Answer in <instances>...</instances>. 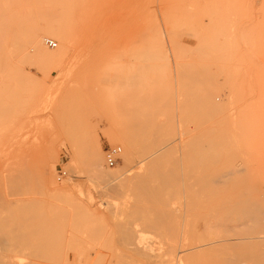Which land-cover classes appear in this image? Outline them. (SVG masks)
Returning <instances> with one entry per match:
<instances>
[{
    "label": "rangeland",
    "instance_id": "1",
    "mask_svg": "<svg viewBox=\"0 0 264 264\" xmlns=\"http://www.w3.org/2000/svg\"><path fill=\"white\" fill-rule=\"evenodd\" d=\"M0 264H264V0H0Z\"/></svg>",
    "mask_w": 264,
    "mask_h": 264
},
{
    "label": "bare ground",
    "instance_id": "2",
    "mask_svg": "<svg viewBox=\"0 0 264 264\" xmlns=\"http://www.w3.org/2000/svg\"><path fill=\"white\" fill-rule=\"evenodd\" d=\"M131 18V17H130ZM125 24V23H124ZM52 34H55V36L58 38V40L60 41V47H61V49L58 51V52H56V54H60V53H62L63 51V49H64V46H65V44H67L69 41L66 39L67 38V36H66V32L63 30V29H61L60 27H53L52 28ZM178 34V33H177ZM31 39V41H30V43H32V47H34V48H38V46H40V41H41V38L37 35V34H35V33H33L32 35H31V37H30ZM171 40V39H170ZM176 41H174V43H175ZM177 43V42H176ZM179 44V43H178ZM85 45V44H84ZM93 47V46H92ZM89 48H91V47H89ZM87 49H88V47H87ZM89 51V50H88ZM86 53H88V52H86ZM88 55H89V53H88ZM84 56V55H83ZM77 57H79V56H77ZM77 59V58H76ZM81 60H82V58H81ZM77 61V60H76ZM201 68V67H200ZM204 71H205V69H203ZM80 74H82V73H80ZM199 74V73H198ZM206 74V73H205ZM205 74H204V76H205ZM189 75V74H188ZM67 76H69V75H67ZM83 76V75H82ZM82 76L80 77V78H82ZM85 76H86V74H85ZM204 76H203V78H204ZM78 77V76H77ZM87 77V76H86ZM64 79V78H63ZM79 79V78H78ZM85 80V79H84ZM199 81V80H198ZM90 83V82H89ZM216 83V82H215ZM191 94V93H190ZM167 102V101H166ZM168 103V102H167ZM168 105H170V104H168ZM200 109V108H199ZM201 113V112H200ZM203 113V112H202ZM205 113V112H204ZM157 116V115H156ZM202 118V117H201ZM207 119H208V117H207ZM208 123V122H207ZM193 130V129H192ZM212 131H210V133H211ZM180 137V136H179ZM200 137V136H199ZM196 138V137H195ZM193 139V138H192ZM200 139V138H199ZM201 140V139H200ZM202 141V140H201ZM204 141V140H203ZM212 141V140H211ZM200 143V142H199ZM198 143V144H199ZM204 143H207V142H204ZM194 145V144H193ZM195 145H196V143H195ZM204 145V144H203ZM200 146V145H199ZM198 146V147H199ZM186 147V146H185ZM196 147H197V145H196ZM201 147V146H200ZM210 147V146H209ZM212 147V146H211ZM192 148H193V146H192ZM206 148V147H205ZM204 148V149H205ZM202 149V148H201ZM210 149V148H209ZM162 151V150H161ZM160 151V149H158L157 151H155L156 152V155L159 153V152H161ZM167 151V150H166ZM196 151V150H195ZM194 151V152H195ZM202 151V150H201ZM91 152V151H90ZM151 152V151H150ZM158 152V153H157ZM163 152V151H162ZM161 152V153H162ZM203 152V151H202ZM205 152V151H204ZM152 153V152H151ZM208 153V152H207ZM147 154V153H146ZM149 154V153H148ZM154 154V153H153ZM152 154V155H153ZM128 155V154H127ZM151 155V156H152ZM156 155H153V156H156ZM195 155V154H194ZM202 155V154H201ZM144 156H145V154H144ZM144 156H142V157H144ZM146 157V156H145ZM150 157V156H149ZM140 159H142L141 157H139ZM147 159V158H146ZM146 159H144V160H146ZM143 160V159H142ZM143 160V161H144ZM195 162V161H194ZM194 162H192V164L194 163ZM195 164V163H194ZM201 164V163H200ZM96 167H97V169H98V171H100L101 173H102V175H103V173L104 174H106V176H107V174L108 175H110V173H112L114 170L113 169H115V168H108L107 166H106V164H104V161L102 160V157L100 158V157H96ZM117 168V167H116ZM119 169V168H118ZM190 169V168H189ZM188 169V170H189ZM203 169V168H202ZM205 169V168H204ZM203 169V170H204ZM113 170V171H112ZM115 171H116V169H115ZM190 171V170H189ZM206 171V170H205ZM185 172V171H184ZM197 172V171H196ZM201 172V171H200ZM204 172V171H203ZM115 173V172H114ZM117 173V172H116ZM115 173V174H116ZM119 173H120V171H119ZM193 173H195V172H193ZM185 174V173H184ZM190 174V173H189ZM188 174V175H189ZM202 174V173H201ZM206 175H208V174H206ZM206 175H204V176H206ZM203 175H201V177H202ZM213 179V178H212ZM186 180V179H185ZM203 179H201V181H202ZM187 181V180H186ZM196 181V180H195ZM214 181V180H213ZM216 181V180H215ZM208 182V181H207ZM204 183H206V182H204ZM201 184H203V183H201ZM216 184V183H215ZM187 186V185H186ZM205 186V185H204ZM201 187V186H200ZM203 195V194H202ZM257 214V213H256ZM206 215V214H205ZM209 215V214H208ZM206 217V216H205ZM214 217H216V216H214ZM209 219V218H208ZM208 219H206V220H208ZM210 220V219H209ZM253 220V219H252ZM205 220H203V222H204ZM208 222V221H207ZM215 222V221H214ZM205 223V222H204ZM214 226H216V223H214L213 224ZM255 225V224H254ZM204 226H205V224H204ZM203 228V227H202ZM208 229H209V226H208ZM212 231V230H211ZM210 232V231H209ZM204 233V232H203ZM207 233V232H206ZM214 234H216V233H214ZM137 236V235H136ZM215 237H216V235H215ZM204 238H206V237H204ZM211 238V237H210ZM209 238V239H210ZM134 239V238H133ZM134 240L136 241V243H134ZM133 240V242L132 243H134V245L136 246H139V245H141L143 248H144V250H146L145 252H147V250L149 251V250H152V240H151V238L150 237H148V236H143V234L142 235H139V236H137V238L136 239H134ZM211 240H212V238H211ZM132 241V240H131ZM130 241V242H131ZM128 242V241H127ZM129 243V242H128ZM127 243V244H128ZM211 244V243H210ZM129 245V244H128ZM133 245V246H134ZM132 246V247H133ZM203 246V245H202ZM212 246V245H211ZM130 247H131V245H130ZM131 247V248H132ZM128 248H129V246H128ZM130 248V249H131ZM137 248V247H136ZM140 248V247H139ZM197 248V247H196ZM212 248V247H211ZM193 249V248H192ZM144 250H142V251H144ZM189 250H191V249H189V247H188V250H187V252L189 251ZM133 251H134V248H133ZM138 252V251H137ZM190 252V251H189ZM139 253V252H138ZM144 253V252H143ZM142 253V254H143ZM131 254V253H130ZM146 254H148V253H146ZM145 254V255H146ZM178 254V253H177Z\"/></svg>",
    "mask_w": 264,
    "mask_h": 264
},
{
    "label": "built area",
    "instance_id": "3",
    "mask_svg": "<svg viewBox=\"0 0 264 264\" xmlns=\"http://www.w3.org/2000/svg\"><path fill=\"white\" fill-rule=\"evenodd\" d=\"M45 44L48 47H55L56 46V41H54L53 39H46L45 40ZM118 149L113 148L112 150H110L107 154H106V162L108 165H113L115 162V158L114 155L117 152Z\"/></svg>",
    "mask_w": 264,
    "mask_h": 264
}]
</instances>
